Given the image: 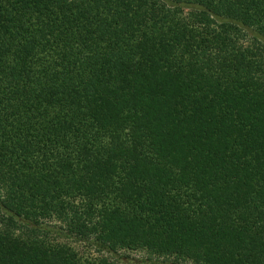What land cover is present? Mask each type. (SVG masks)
<instances>
[{"label":"trees","instance_id":"obj_1","mask_svg":"<svg viewBox=\"0 0 264 264\" xmlns=\"http://www.w3.org/2000/svg\"><path fill=\"white\" fill-rule=\"evenodd\" d=\"M120 250L264 264V0H0V264Z\"/></svg>","mask_w":264,"mask_h":264},{"label":"rangeland","instance_id":"obj_2","mask_svg":"<svg viewBox=\"0 0 264 264\" xmlns=\"http://www.w3.org/2000/svg\"><path fill=\"white\" fill-rule=\"evenodd\" d=\"M117 111L115 109L112 110ZM100 168H98L99 170ZM104 167H102V170ZM188 223H179L178 227L176 228L177 233H179L180 242L185 244H193L201 241H207L210 243V245H214V247H219L221 243H223V240H232L235 241L233 238L237 237V235L234 233V229L232 227H227L225 229H218V225H216L214 228H207L206 230L203 228L196 227L195 225H186ZM193 224V223H192ZM51 232L48 234V237L51 240H57L60 242H66L71 245H73L77 251H79V255L86 257H97L101 255L98 248L94 246L91 242H77L74 239H70L69 237H66L64 235H59L54 233L55 225L48 224ZM225 243V242H224ZM224 253V252H222ZM103 255L107 256L108 254L103 253ZM119 255H121L119 258V264H147L146 260L148 255L146 252L141 250H120ZM111 258L113 256L109 255ZM35 264L31 261L30 264ZM169 264V263H168Z\"/></svg>","mask_w":264,"mask_h":264}]
</instances>
